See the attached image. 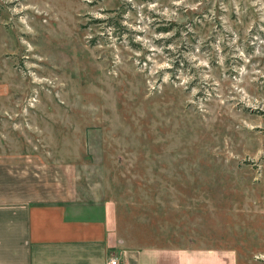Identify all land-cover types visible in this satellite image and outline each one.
<instances>
[{"label": "rangeland", "instance_id": "1", "mask_svg": "<svg viewBox=\"0 0 264 264\" xmlns=\"http://www.w3.org/2000/svg\"><path fill=\"white\" fill-rule=\"evenodd\" d=\"M4 150L129 244L264 264V0H0Z\"/></svg>", "mask_w": 264, "mask_h": 264}, {"label": "crops", "instance_id": "2", "mask_svg": "<svg viewBox=\"0 0 264 264\" xmlns=\"http://www.w3.org/2000/svg\"><path fill=\"white\" fill-rule=\"evenodd\" d=\"M30 191L28 158L0 151V264H236L219 248L129 244L114 198Z\"/></svg>", "mask_w": 264, "mask_h": 264}, {"label": "built area", "instance_id": "3", "mask_svg": "<svg viewBox=\"0 0 264 264\" xmlns=\"http://www.w3.org/2000/svg\"><path fill=\"white\" fill-rule=\"evenodd\" d=\"M118 254H110L108 258V264H120V259H119Z\"/></svg>", "mask_w": 264, "mask_h": 264}, {"label": "trees", "instance_id": "4", "mask_svg": "<svg viewBox=\"0 0 264 264\" xmlns=\"http://www.w3.org/2000/svg\"><path fill=\"white\" fill-rule=\"evenodd\" d=\"M98 20H101V19H98Z\"/></svg>", "mask_w": 264, "mask_h": 264}]
</instances>
